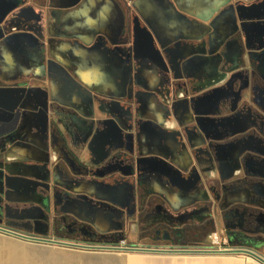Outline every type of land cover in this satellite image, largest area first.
I'll use <instances>...</instances> for the list:
<instances>
[{
    "label": "rangeland",
    "instance_id": "1",
    "mask_svg": "<svg viewBox=\"0 0 264 264\" xmlns=\"http://www.w3.org/2000/svg\"><path fill=\"white\" fill-rule=\"evenodd\" d=\"M78 1L68 4L71 0H28L27 3L36 6L32 9L40 14V23L27 19L20 14L21 9L19 7H4L0 11V94L7 95L11 99L18 98V102L14 106L16 109H11L10 106L6 105L8 99L0 103V167L7 169L9 163L6 159L9 153L15 154V149L26 150L29 148L25 144L14 143L17 136L23 133L26 127L29 130L30 127H33L36 130L35 132L41 131L44 134L43 137L47 147L51 150L49 161L53 157L58 158L59 153L52 147L50 135L47 132L49 122H55L65 133L70 149L79 158L84 159L83 157H86V166L90 169L89 176L91 178H80L83 182L78 181V183L88 185L86 181L93 179L105 182V184L96 183L98 186H90L89 192L84 189L79 193L80 201L77 206L82 209L83 213L89 215L93 213L96 217L101 216L106 221L116 223L118 227L124 223V213L125 228L121 239L125 242L134 239L147 242L144 239L146 235L144 232L147 229L148 232L152 231L151 223L155 218L153 216H142L139 214V210L144 206L145 199L150 193L151 182L156 179V176L149 171L136 173L135 158L141 156L142 149L149 151L145 155H151L152 149L158 147L160 142L151 134L150 126L141 122L142 115L150 119L148 115L151 114L145 112L147 107L142 103L140 94L145 99H150L149 96L153 93L146 91L142 93L135 90L134 79L136 61L140 52L149 51L150 46L159 47L161 51L162 46L156 40V32L150 21L141 16L137 8L129 3L125 7V17L121 18L122 27L128 26L130 18L134 17L137 18L144 31L141 34H134L126 27L131 38L129 43L122 48L126 54L121 55L122 53H119L120 55L117 56L115 61L111 57H105L106 51L116 48L117 45L110 44V46L108 45L109 49L105 50L97 41L91 45H86L82 42V38L80 40L78 33L79 36L77 34L76 36H66L62 33L63 29H66L65 26H68L73 20L71 11L82 8L81 6L73 7L80 5L81 0ZM263 1L255 0L253 3L255 7H249L254 10V16L248 23L244 21L247 19L246 11L248 7H246L247 3L243 0L232 1V7H229L228 10L224 9L216 17V20L221 19L224 22L229 20L235 26L240 24L237 34V38L240 39V57L236 62H232L226 57H223L222 61L218 60L220 62L219 67L222 68L224 74L228 71H234V69L240 70L241 74L237 76L241 79V82L235 91H230L232 84L230 78L235 81L237 77L226 78V75L221 76V79L225 80V84L223 89L216 94L222 95V112L225 115H228L227 112H229L227 104L231 94L235 95L239 104L236 109L238 112L245 111L248 107L254 108L256 99H260L264 105V89L261 92L262 98H257L255 94L261 88L264 74H259V71L256 72L258 76L253 74V71L258 69V66L253 63L256 64L257 62L258 64V59L253 61L251 53L262 50L264 46L262 44L264 41ZM41 4L46 7H38ZM56 5L57 7H55ZM56 10L59 11V20L54 14ZM102 29H94L92 32H88L100 35ZM84 30V34H86L87 30ZM246 37L248 40L242 44L241 38ZM39 42H41V47H44V54L40 57L36 54ZM228 45L226 44L225 47ZM61 51L67 59L66 66L59 65L55 61V53L59 54ZM94 52L101 54L100 61H103L102 65L106 64L108 70L111 71V82L115 86L120 84L126 87V92L120 95L122 99L105 96L96 90L94 84L90 85L94 78L91 72L86 80L79 78L77 71L80 69L82 59L91 56ZM225 54L224 50V56ZM88 63V68L92 71V64L90 61ZM119 64L124 69H121L120 72L118 71ZM23 68L28 69L27 76H21V74L11 75L13 70L17 73L21 69V73L24 70ZM169 72L168 84L170 83L172 88L166 93V97L160 99V101L163 103L162 101L166 99L163 103L164 106L173 108L174 105L175 109L181 110L180 118L183 119L184 100L188 98L190 93L181 89H184V84L187 81L175 76L174 72ZM56 76H59L63 81L62 90L66 88L76 90L79 95L78 99L84 98L88 101V114L82 113L76 107L65 103L61 104L55 100L51 88L53 78ZM27 86H29V89H27ZM37 97H40L39 104L32 111L28 110L26 106ZM262 109L259 108V111ZM142 112L145 113L141 114ZM30 113L34 116L43 115L45 120L42 124L27 126L22 121ZM226 118L223 117L224 122ZM13 119L15 121L13 125L10 124V127L7 124L12 122ZM73 119L84 125L85 129L80 132L76 131V125L72 123ZM189 120V117L185 118L187 123H189ZM169 126L173 125L170 124ZM225 126L227 131L232 132L235 123L230 118L229 122L226 121ZM258 126L260 130H264L262 128L264 127V119L259 121ZM192 128L193 126L188 124H177L175 129L168 131L170 134L167 137L169 138L161 142L163 148H167L169 145L168 147L174 152H188L191 158L188 173L191 172L192 182L193 184L196 183L194 188L184 186V188L178 189L188 198L189 206L179 209L171 208V214L164 221L169 225L180 226L185 223L201 222L206 214H210L211 218H206L212 222V232L218 237H220L219 234L223 238L237 236L244 239H254L253 237L257 236L259 242H262L264 240V207H257L244 200L239 201L237 199L238 196L245 193L246 189L243 186L250 183L252 179L247 171V141L240 138L236 141L232 140L231 143L229 142L230 144H223L222 147L220 145L214 146L216 155L219 153L218 150L224 147L223 156L218 155L213 162L208 163L203 157L199 156L202 152L201 149L193 148L188 139L187 135ZM225 142H228V139H224L223 143ZM195 157H198L197 160L194 159ZM122 160L123 162H121ZM28 162L26 159L23 161V163ZM10 174L12 173L6 172V177L10 179H12L11 177L16 179L21 177L20 175L11 176ZM74 178L78 180L75 176ZM119 178L123 180V184H120ZM96 182L98 181L96 180ZM4 184L3 188H10V190L17 188L16 186L9 187L5 182ZM53 195L54 192L50 190L49 196ZM105 202H107L106 205H109H105L108 209L100 214L101 211L97 210L96 205ZM89 204H93V207ZM31 207L33 205L30 202L11 200V197L6 198L3 195L0 199V228L25 236L45 239L50 229L46 232H35L25 230L20 224V214L28 212ZM115 207L120 210L115 209ZM121 210H123V213ZM0 245L14 247L0 248V264H23L24 249L30 252L32 259L42 258L47 260L54 259L55 251H57L56 248H53L54 245L25 241L3 233H0Z\"/></svg>",
    "mask_w": 264,
    "mask_h": 264
},
{
    "label": "crops",
    "instance_id": "2",
    "mask_svg": "<svg viewBox=\"0 0 264 264\" xmlns=\"http://www.w3.org/2000/svg\"><path fill=\"white\" fill-rule=\"evenodd\" d=\"M78 1V0H77ZM232 1L234 0H123L124 4H133L140 12L141 16L150 21L151 26L156 32V40L158 44H161L162 49L165 51V55L162 58H166L170 65L168 68L171 72L175 73V76L185 79L184 89L190 93L187 99L184 100L183 115L184 118H180V111L174 108L164 106L163 100L160 99L166 97V93L171 90L168 86V75L164 72L163 64L156 62L154 66L148 61L147 53L140 52L137 57V65L135 66V90L142 92H151L150 99L144 98L140 94V99L147 107L145 112H150L152 118L148 120L155 121L163 126V135H160L163 140L168 139V131L175 129L177 124H186V117L191 118L192 112L196 115L207 117L208 119L201 120V123L206 125L208 138L213 140L216 144L223 146V140L228 137L231 140L243 138L247 141V171L252 178L250 183L243 186L246 190L237 197L239 201H246L257 207H264V130H260L256 117L248 115L247 113H239L236 110L239 106L235 95L231 94L227 104L228 115L223 114L222 95L216 94L223 89L224 81L221 76L226 75V78L237 77L240 74V70L228 71L223 73L220 69V62L223 57L236 62L241 54V48L239 45L240 39L237 38L240 24L233 25L229 20H216L217 15L224 9L232 7ZM246 4L247 19L246 23L250 22V19L254 16V10L249 7H255L253 5L255 0H243ZM69 2V1H68ZM76 2L71 0L70 3ZM79 2V1H78ZM264 2V1H263ZM94 7H82L75 10L72 16L74 17L75 30L78 31L80 38L82 35L90 38V43L93 40L92 34H84V28L89 31L102 27L107 32H112L114 22L118 13V7H110L111 3H108L107 7H96L97 1H93ZM57 6V5H56ZM264 7V3L263 6ZM89 14V22L83 23L82 19L85 14ZM59 20V17H58ZM87 30V31H88ZM115 33V32H114ZM111 34V33H110ZM115 33L114 35H116ZM91 36V37H88ZM242 44L245 43L248 38H241ZM89 43V44H90ZM226 44H229L225 47ZM159 50V47L155 48ZM225 50V56H224ZM161 53V51L159 50ZM151 56L154 57L150 51ZM62 51L58 54L55 53V61L61 65H67V59L63 55ZM145 56H144V55ZM107 58L111 55L106 53ZM104 57V58H105ZM101 54L96 52L91 56H87L82 59L80 69L77 74L83 80H86L90 72L93 74V82L90 85H95L96 90L105 96L120 97L121 94L126 92V87L115 86L111 81V71L102 65L103 61H100ZM85 60V61H83ZM219 60V61H218ZM92 64V71L89 70L88 62ZM99 61V62H98ZM84 62V63H83ZM218 63V64H217ZM118 65L120 72L123 66ZM162 65V68L159 66ZM231 68V67H230ZM20 73L13 70L11 75L21 74V76H27L28 69ZM124 70V69H123ZM169 71V70H168ZM170 74V73H169ZM75 76V75H74ZM77 77V76H75ZM230 78L231 88L230 91L238 89L241 79L237 77L235 81ZM261 88L255 93L256 97L262 98L261 92L264 89V81L261 83ZM62 79L58 76L53 78L52 83V96L55 100L61 104L65 103L69 106L76 107L82 113L88 114V101L84 98L78 99V93L76 90L64 89ZM261 90V91H260ZM157 94V96L155 95ZM254 94V96H255ZM258 95V96H257ZM8 99L7 106L11 104V97L0 94V103ZM39 104L38 100L29 103L26 108L30 111ZM163 104V105H162ZM254 109L264 108L261 100L256 99L254 103ZM230 109V110H229ZM192 110V112H191ZM29 111V112H30ZM262 111V110H261ZM144 112V113H145ZM227 117L226 120L236 116L234 131L229 132L227 130H220L216 125L217 119ZM143 120L147 119L143 115ZM162 120V122L158 121ZM23 120V119H22ZM45 120L43 115L34 116L31 113L28 114L22 123L29 126L30 124H42ZM50 121V120H49ZM51 123V121H50ZM55 124V122H53ZM72 123L79 125L81 129H85L84 125L77 120H72ZM172 124L173 126H169ZM58 126V125H57ZM59 128V126H58ZM264 129V127H262ZM60 129V128H59ZM36 130L33 127H26L25 131L17 136L14 143L25 144L29 148L26 150L15 149L13 153H9L6 160L8 165L17 167V160L23 158L28 160V166L24 168L31 169L32 174H28L35 180L41 179L39 173H44L47 176V182L50 187L56 186L61 189L66 187L71 190L73 194H79L84 189L89 192V185L80 184L75 178H72L66 171L64 165L61 162H55L53 157L50 160L49 156L51 150L48 149L44 140V134ZM67 145L68 141L65 133L60 129ZM188 139L193 148H196L203 143L201 134H196L193 130L188 133ZM100 137V135H99ZM98 137V138H99ZM159 142V140H157ZM163 142V141H161ZM158 143V147H154L151 151L152 155H159L165 158L168 162L179 166L182 170L189 169L191 166V158L187 151L174 152L170 147H162V143ZM69 147V146H68ZM70 148V147H69ZM76 159L84 165L87 164L86 157L84 159L79 158L75 152L70 149ZM149 151L146 149L141 150V156H146ZM218 155V154H217ZM223 152H219V156H222ZM85 156V155H83ZM98 156V155H95ZM216 158V153H215ZM206 161L207 159L203 157ZM44 162H47V166L43 168ZM209 163V162H208ZM35 165L37 168H33ZM3 177L0 176V189L4 186ZM85 192V191H84ZM150 193L158 198L164 199L171 208L179 209L188 205L189 200L185 197L182 191L176 189V187L163 178L156 177L151 182ZM53 197H50L52 201ZM39 200V199H38ZM59 198H57L58 202ZM61 202V201H59ZM58 202V206L61 207V203ZM179 205V206H177ZM73 215L79 219L89 220L83 216V211L79 206H74L68 209ZM254 239H244L237 236L230 237V248H243L250 249L258 253L264 258V240L259 242V237L254 236ZM45 239H52L63 241L67 243H74L80 245H116L118 241L112 243H104L92 239H88L84 236H69L65 234H58L50 230ZM128 248L139 247L145 249L163 250L169 251L173 249L174 252L162 253V252H126V251H94L85 250L80 248H71L64 246L54 245L57 251H55L54 259H32L30 252L25 249L24 263L23 264H260L250 257L243 254H212L206 253L209 246L208 244L201 242L199 245H187V246H168L164 244H152L146 241H137L136 239L126 241ZM0 248H14L7 245ZM124 249V248H120ZM181 250L196 251L193 253L176 252Z\"/></svg>",
    "mask_w": 264,
    "mask_h": 264
},
{
    "label": "flooded vegetation",
    "instance_id": "3",
    "mask_svg": "<svg viewBox=\"0 0 264 264\" xmlns=\"http://www.w3.org/2000/svg\"><path fill=\"white\" fill-rule=\"evenodd\" d=\"M0 1H1L0 11L1 9H4V7H19V9H21L20 14L24 15L27 19L34 20L36 23L41 22L40 14L37 13L36 11H33L32 9V7H36V6L34 4L27 3L28 0H0ZM93 1L94 0H81L79 3L80 5L73 7H80V6L94 7L92 3ZM95 1L98 2L97 3L98 5L96 7H107L108 3L112 4L110 5V7H118L116 20L114 22L112 32H110L111 34L106 30L102 29V27H98V29H102L101 33H99L100 35L92 34L93 40L91 41V43H90V38H87L86 36L82 35V37H84L82 42L85 43L84 40L87 39L89 40V42L85 44L91 45L95 41H97V43H99L105 50L108 48V45L110 46V44L117 45L116 48H113L114 50L111 49L109 51H106L107 53H111L110 54L111 59L115 61L117 59V56H119L121 53H122L121 55L126 54L125 51L122 50V48H124V46L127 43H129L131 39L130 33L126 29V27H128L130 31V23L128 26H124V27H122L121 24L122 23L121 18L125 17L124 16L125 7H127V5L124 4L123 0H95ZM38 7H46V6L41 4ZM58 12L59 11L57 10L54 11V14L55 16H57V18H58ZM71 12L72 14H74L75 9H73ZM89 14L87 13L85 14V16L82 19L83 23L89 22L90 19ZM71 18L73 19V17ZM132 18H130L129 22H131ZM74 26H75L74 21L71 20L69 25L65 26L66 29L62 28L63 29L62 33L66 36H76L78 31L75 30L76 27ZM88 31H87V35L91 34L93 30L90 33ZM114 32L117 34L114 35L113 34ZM78 34L77 36H79ZM262 44L264 45V41L262 42ZM251 53L254 59L253 61L258 59V64L257 62L256 64L255 62L253 63L254 65L258 66V69L257 70L255 69L256 71H253V74L257 76L258 73L264 74V46L262 50L254 51ZM36 54L38 57L44 54V47H41V42L38 43V50ZM112 54L114 55L113 57ZM27 89H29V86H27ZM117 99H122V98L118 97ZM35 100H38V102H40V97H37V99H34V101ZM239 113H247L249 116L252 115L254 116V118L256 117L258 124L259 121L264 119V108L262 109V111L261 110L259 111L254 108L248 107L247 110L239 111L238 114ZM141 114L144 113L142 112ZM235 118L236 116L232 117L231 119L235 121ZM50 125L48 127L49 129H47V132L50 135L52 147L55 148L58 153H59V149L65 147V149L69 153V156L74 160L75 163L73 164L72 168H69L68 165L63 160V157L62 155H60V153L58 158H55L54 161L61 162L64 165L67 173L72 178H74L75 176L78 179L77 181H81L80 178H86V177L90 179L91 178V176H89L90 169L79 163V161L73 155L58 126L52 122L50 123ZM227 139L228 142L223 143L224 145H226V143L228 144L229 142L231 143L232 141L230 138ZM223 148L218 151L219 152L223 151ZM217 154L219 155V153ZM218 155H216V157H218ZM139 158L140 157H137L135 159H139ZM24 160L25 159H23L22 157L19 158L16 161L17 162L16 168L15 167L13 168V166L10 165L7 166V169L0 167V176L3 177L4 182L9 187L11 186L17 187L14 190H10L9 187H8L9 189L1 187L0 194L2 195H0V199L4 195L6 196V198L11 197V200L15 199L20 202H26V203L30 202V204L33 205V207H31V209L28 212H23L20 214L21 215L20 224L22 228H24L25 230H32L35 232H46L48 231V229H50L58 234H65L69 236H76V235L84 236L87 237L88 239H92L104 243H112L122 238L125 228V215L123 213V210L121 211L124 216V223L122 226L120 225V227H118V225L114 222H110V221H106L105 219H102L101 216L96 217L93 213H91L90 215L85 213L82 214L83 216H85L86 219L89 220L79 219L71 212H69L68 209L78 205L77 203H79L80 201V195L73 194L71 190L67 187L65 189H61L56 186L50 187L47 182L48 178L44 173L41 172L39 173V177L41 178L39 180H35L31 178L30 176H28V174H32L31 169L29 170V168H24L25 166H28V163H23ZM121 162H123V160ZM6 172L12 173L13 175H20V176L24 175L26 176V179L25 178L10 179L6 177ZM73 174L74 176H72ZM184 175L186 177V174ZM96 180L98 182H96ZM119 181L120 184H123V180H121V178H119ZM86 182L88 183L89 186H95L97 185L96 183L105 184L103 180H101L100 182L99 179H93L91 181H86ZM194 187L195 186H193V188ZM179 188H184V185H181ZM50 190L54 192V195L52 196L53 197L52 201H50V196H49ZM57 198H59L61 201L60 202L61 207L58 206V202L56 201ZM106 203L107 202L96 205L97 210L101 211L100 214L104 213L108 209L106 207L108 204L106 205ZM89 205L92 206L93 204H89ZM187 206H189V204ZM115 209H119V208L115 207ZM139 214L142 216H153L155 218L153 223H151L152 231L148 232L147 229L144 232L146 233L144 239H146L148 242L152 244H164L173 247V246L199 245L201 244V242H204L209 246L208 238L213 233L212 232L213 226H212V222L207 220L206 217L211 218L210 214H206L201 222H197L193 224L185 223L180 226H174L171 224L169 225V223L164 221V219H168L169 215L171 214V207L164 199L158 198L151 193H149L148 196L146 197L144 206L139 210ZM219 235H220L219 237L220 241L225 240L224 246L230 248L231 246L229 240L230 237L223 238L221 234Z\"/></svg>",
    "mask_w": 264,
    "mask_h": 264
},
{
    "label": "water",
    "instance_id": "4",
    "mask_svg": "<svg viewBox=\"0 0 264 264\" xmlns=\"http://www.w3.org/2000/svg\"><path fill=\"white\" fill-rule=\"evenodd\" d=\"M130 30L134 34H141L144 31V28L141 27L139 21L137 18H132L130 22ZM150 50L147 51V58L150 63H152L154 66L158 67V65H155L156 62L163 64L164 72L169 75V71H171L168 66L170 65L169 61L166 60V58H162V55H165V51L161 50V53L159 50L154 49V47L150 46ZM150 51L153 53L154 57L151 56ZM251 56V53L249 54ZM162 68V65L159 66ZM169 70V71H168ZM176 79V78H173ZM169 88H171V84H168ZM156 94V93H155ZM157 95V94H156ZM16 99H11V104L9 105L11 109L15 108V104L18 102ZM14 111V110H13ZM192 112V110H191ZM15 116V115H14ZM13 116V118H14ZM208 119L207 117L199 116L196 115L194 112H192V117L189 120L188 124L189 126H193L192 130L198 134H201V137L203 138V143L197 146L196 148L201 149V154L199 156L206 158L208 162H213L215 160V147L216 143L213 140H210L208 138L207 134V127L206 125L201 123V120ZM216 125L220 130H226V119L224 122V119H217ZM14 119L12 122H8L7 125L11 127L14 123ZM141 122L143 124H146L150 126L152 132L151 134L156 138V140H159V142L163 141V138L160 135H163V126L160 125L159 123L148 120V119H141ZM11 124V125H10ZM76 131L80 132L83 129L79 127V125H76ZM215 146V147H214ZM60 155H62L63 160L65 163L68 165L69 168H72L73 164L75 163L74 160L69 156L68 151L63 147L62 149H59ZM198 157H195L194 159L197 160ZM47 166V162H44L43 168ZM33 168H37L35 165L32 166ZM142 171H149L152 175H155L156 177L163 178L164 180L170 182L173 184L176 189L178 190L181 185H186V186H195L196 183L193 184L192 179H191V172L188 173L187 170H182L175 166L174 164L168 162L165 158L159 156V155H146V156H140L139 159H135V172H142ZM187 172V173H186ZM186 174V177L185 175ZM11 176H14L13 174H10ZM12 179H16L15 177H11ZM25 178L26 176L22 175L20 177ZM24 179V180H25ZM4 184V181H3ZM190 184V185H189ZM5 185V184H4ZM0 233L15 237L17 239L25 240V241H30L34 243H42L46 245H57V246H64V247H71V248H80V249H85V250H94V251H126V252H162V253H168V252H174L173 249L169 251H163V250H154V249H145V248H139V247H131V248H124V249H119L114 246H107V245H80V244H74V243H67L63 241H58V240H52V239H44V238H37V237H31V236H25L7 229L0 228ZM122 240V239H119ZM118 240V241H119ZM176 252H184V253H193L196 251H189V250H181V251H176ZM206 253H212V254H243L251 259L255 260L256 262L260 264H264V258L261 257L258 253H256L253 250L250 249H243V248H235L227 251H203Z\"/></svg>",
    "mask_w": 264,
    "mask_h": 264
},
{
    "label": "built area",
    "instance_id": "5",
    "mask_svg": "<svg viewBox=\"0 0 264 264\" xmlns=\"http://www.w3.org/2000/svg\"><path fill=\"white\" fill-rule=\"evenodd\" d=\"M209 248L208 250L211 251H227V250H231L232 248H227L225 247V240L224 241H220V238L218 237V235H216L215 233H212L209 236ZM116 248H128L126 245L125 240H119L116 245H112Z\"/></svg>",
    "mask_w": 264,
    "mask_h": 264
},
{
    "label": "bare ground",
    "instance_id": "6",
    "mask_svg": "<svg viewBox=\"0 0 264 264\" xmlns=\"http://www.w3.org/2000/svg\"><path fill=\"white\" fill-rule=\"evenodd\" d=\"M84 41H85V43H88V42H89V40H87V39H86V40H84ZM148 117H149V118H152V116H151V115H148ZM159 121H160V122H162L161 120H159ZM11 262H12V261H11Z\"/></svg>",
    "mask_w": 264,
    "mask_h": 264
}]
</instances>
